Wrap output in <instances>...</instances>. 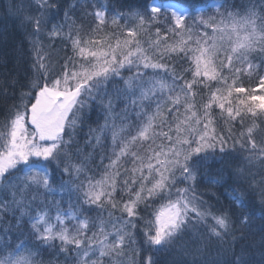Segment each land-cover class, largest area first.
<instances>
[{"label": "snow or ice", "instance_id": "snow-or-ice-1", "mask_svg": "<svg viewBox=\"0 0 264 264\" xmlns=\"http://www.w3.org/2000/svg\"><path fill=\"white\" fill-rule=\"evenodd\" d=\"M3 15L0 264H264V0Z\"/></svg>", "mask_w": 264, "mask_h": 264}, {"label": "trees", "instance_id": "trees-1", "mask_svg": "<svg viewBox=\"0 0 264 264\" xmlns=\"http://www.w3.org/2000/svg\"><path fill=\"white\" fill-rule=\"evenodd\" d=\"M8 0H0V30L7 29L9 33H12L15 38L18 39V37L15 36V29L13 27V21L9 19L8 17L3 15V8L7 4ZM229 2H237V3H246L247 0H229ZM11 67V65H9ZM0 71H3V69H0ZM247 86V84L245 85ZM0 119H3V103L0 102ZM91 124V122H89ZM119 123V121H117ZM93 128L96 127L95 124H91ZM87 132H88V127L85 126L82 131L78 132L77 139L80 140V146L83 148L84 147V140L87 139ZM89 152H91V149H88ZM97 163L99 161L97 160ZM0 195H3L0 193ZM49 257H45V259H48ZM55 259V257H52ZM59 264H64V257L60 256L59 257Z\"/></svg>", "mask_w": 264, "mask_h": 264}]
</instances>
